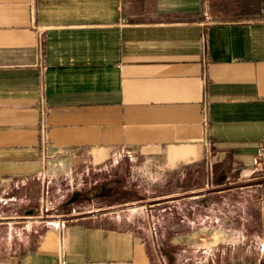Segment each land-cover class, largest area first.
Returning a JSON list of instances; mask_svg holds the SVG:
<instances>
[{"label":"crops","instance_id":"0c3cea01","mask_svg":"<svg viewBox=\"0 0 264 264\" xmlns=\"http://www.w3.org/2000/svg\"><path fill=\"white\" fill-rule=\"evenodd\" d=\"M258 151L264 0H0V264H264V182L234 205L255 218L223 202ZM123 159L152 204L33 220V181ZM154 211L171 217L134 215ZM232 220L258 224V257L216 247ZM215 224L198 256L195 226Z\"/></svg>","mask_w":264,"mask_h":264},{"label":"rangeland","instance_id":"374dc122","mask_svg":"<svg viewBox=\"0 0 264 264\" xmlns=\"http://www.w3.org/2000/svg\"><path fill=\"white\" fill-rule=\"evenodd\" d=\"M122 165L121 168L112 167L108 171L96 170L89 172L87 175L80 173L78 175H65L54 171L50 173L51 180L48 185L42 187L36 181H33L31 189L28 191L30 194L27 195L31 200V205L27 208L33 220L54 219L69 212L79 213L82 210L105 207V205L109 204H113L116 209L135 208L142 203L152 204V182L150 178L129 170L127 167L129 165L128 160H124ZM229 181L241 186L248 183L264 182V171L259 170L254 174L244 175L240 181H236L233 178H230ZM237 191H229L223 195L227 215H233L234 211L236 213L241 211L242 216L247 214L254 218L257 217L252 207L246 206L240 210L239 208L234 209V205L237 207L238 202L244 206L248 198H254L261 192L260 189L255 191L254 187L244 186L240 192ZM16 208L19 209V206ZM202 214H205V212L197 210L193 212L192 217L195 220H200ZM216 214L217 208L210 210L209 216L213 219ZM134 215L140 221L148 220L152 228L155 227L156 218L162 220V217L165 219H170L171 217L170 212L157 214L155 211L147 212L145 215L140 212L134 213ZM256 225L258 224L250 221L235 224L232 220V223L222 226L229 235L216 247L220 251L224 249V257L230 256V258L234 257L242 260L248 257H258V248L261 240L258 238L259 231ZM216 227H218L216 224L207 227L208 229H204L202 225L195 226L197 232L192 235L191 240L195 243L198 256L200 255L201 245H214L208 243L210 237H212L213 243L222 238L221 236L223 235H219L217 232L213 233ZM216 247L212 248L215 249ZM216 252L217 258H219L220 252L218 250Z\"/></svg>","mask_w":264,"mask_h":264},{"label":"built area","instance_id":"2783aa9c","mask_svg":"<svg viewBox=\"0 0 264 264\" xmlns=\"http://www.w3.org/2000/svg\"><path fill=\"white\" fill-rule=\"evenodd\" d=\"M255 156L256 157L254 158V165L255 166L261 165L264 161V156H263L262 152L258 151Z\"/></svg>","mask_w":264,"mask_h":264}]
</instances>
